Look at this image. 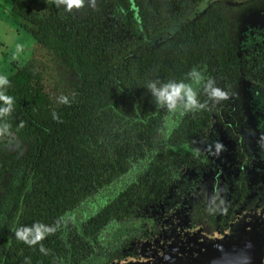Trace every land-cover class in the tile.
Instances as JSON below:
<instances>
[{
    "label": "trees",
    "instance_id": "obj_1",
    "mask_svg": "<svg viewBox=\"0 0 264 264\" xmlns=\"http://www.w3.org/2000/svg\"><path fill=\"white\" fill-rule=\"evenodd\" d=\"M8 1L10 22L33 48L5 75L14 103L11 134L0 138V264H65L68 256L78 264L85 240L162 192L180 151L171 144L192 134L203 115L188 108L169 146L150 149L163 107L147 85L178 81L198 60L211 63L212 44L225 55L230 32L219 5L198 17L190 12L201 0H104L83 20L49 0ZM184 17L186 26L152 44ZM130 172L93 215L67 219Z\"/></svg>",
    "mask_w": 264,
    "mask_h": 264
},
{
    "label": "flooded vegetation",
    "instance_id": "obj_2",
    "mask_svg": "<svg viewBox=\"0 0 264 264\" xmlns=\"http://www.w3.org/2000/svg\"><path fill=\"white\" fill-rule=\"evenodd\" d=\"M212 5H219L225 14L231 50L218 56L220 49L212 44L211 63L198 60V65L176 80L192 83L202 77L199 86H192L198 104L204 107H196L203 115L196 118L194 132L171 144L180 151L167 172V186L145 203L135 204L132 216L107 223L94 240H85L81 244L85 257L78 264L91 259L92 264L145 263L156 259L150 257L153 251L166 253L169 241L178 249L194 243L200 258L213 252H231L233 257L239 241L248 251L250 241L264 240V0H201L190 12L198 17ZM185 18L152 44L186 26ZM209 81L224 98L210 95ZM187 110L163 107L150 149L169 146L171 131L191 114ZM163 129H167L164 136ZM250 204L259 211L253 210L255 218H247L238 229V214ZM111 223L117 225L114 237L104 241L102 232ZM72 261L68 256L64 263L77 264Z\"/></svg>",
    "mask_w": 264,
    "mask_h": 264
},
{
    "label": "rangeland",
    "instance_id": "obj_3",
    "mask_svg": "<svg viewBox=\"0 0 264 264\" xmlns=\"http://www.w3.org/2000/svg\"><path fill=\"white\" fill-rule=\"evenodd\" d=\"M25 1L29 2L30 0ZM49 1L53 3V0ZM101 2L102 0H97V7L101 4ZM8 3V0H5L2 3L0 2V11L3 9V11L0 13V76H5L10 72L11 64L13 62L22 64L29 60L31 58V52L33 48L32 39L28 35L17 30L16 27L13 26L10 22L7 11L5 10L8 7ZM59 8H61L63 12L76 18L77 20H83L93 10L90 7H85V9L83 10H73V12L69 13L64 9L63 6H60ZM62 78L65 80V82L69 80V76L66 74H63ZM166 132L167 129H163L161 135L164 136ZM11 144L13 146L12 149H16V143L11 142ZM131 176L132 172H130V174L128 175L122 176L117 182L100 190L97 194L84 201V203L80 207L75 209L70 214V217H67V219H73V222L79 223L83 220L84 217L93 215L106 202L109 201V197H111L115 191L121 189V187L125 186L129 182ZM116 227L117 225L115 223L107 225L101 235L104 241H106L109 237L111 238H109V240L112 241V238L114 237L113 233L115 232ZM93 262L94 260L91 259L86 264H92Z\"/></svg>",
    "mask_w": 264,
    "mask_h": 264
},
{
    "label": "clouds",
    "instance_id": "obj_4",
    "mask_svg": "<svg viewBox=\"0 0 264 264\" xmlns=\"http://www.w3.org/2000/svg\"><path fill=\"white\" fill-rule=\"evenodd\" d=\"M53 3L57 7L63 6L69 13L73 12V10H83L85 7H90L93 10L97 9V0H53ZM195 71L196 70L193 69V73H195ZM193 73L189 75L191 76ZM202 79V77L196 78L192 83H161L159 81H153L147 85V89L154 98L156 107H166L169 111H175L180 108H203V104H198L196 99L197 92L192 86V84L199 86ZM9 86L10 81L8 78L6 76H0V101L4 102V106L0 107V138L11 134L10 125L6 120L13 111L14 103L13 98L6 95V89ZM208 87L211 88V81H209ZM210 95L216 98H224V93L218 88H211ZM58 102L66 105L70 104L67 96L59 97ZM53 118H57L55 113L53 114Z\"/></svg>",
    "mask_w": 264,
    "mask_h": 264
},
{
    "label": "water",
    "instance_id": "obj_5",
    "mask_svg": "<svg viewBox=\"0 0 264 264\" xmlns=\"http://www.w3.org/2000/svg\"><path fill=\"white\" fill-rule=\"evenodd\" d=\"M253 210L258 213L259 208L250 204L239 212L237 222L238 229L241 228L243 222L247 218H255L254 212H252ZM172 225L171 223V226ZM237 244L239 250L233 257H231V252L224 255L215 254L213 252L210 255L207 253V256H201L200 258L197 252L195 253L194 243L191 242L192 247L190 248L183 247L178 249L174 247L175 242L169 241L168 245H170V247L166 253L160 250V252L154 253L153 251L152 254H150V257L156 258L154 260H149L145 263L141 261L125 260L116 262L115 264H264V240L258 242L250 241L248 251L242 248V241H239Z\"/></svg>",
    "mask_w": 264,
    "mask_h": 264
}]
</instances>
